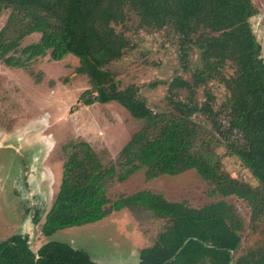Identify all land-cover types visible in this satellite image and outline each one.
Wrapping results in <instances>:
<instances>
[{
	"label": "trees",
	"instance_id": "trees-1",
	"mask_svg": "<svg viewBox=\"0 0 264 264\" xmlns=\"http://www.w3.org/2000/svg\"><path fill=\"white\" fill-rule=\"evenodd\" d=\"M8 9L0 32V59L8 66L26 68L38 57L62 61L72 55L79 59L77 73L90 85L79 105L117 102L143 122L118 157L120 181L140 169L147 180L195 169L214 191L248 201L253 225L260 224L264 236V58L252 24L258 16L252 0H0V14ZM132 23L138 30L169 31L178 42L183 71L191 74L190 80L177 76L169 82L164 110L154 111L136 85L121 87L111 70L134 47L128 34ZM36 33L39 41L21 50L24 60L10 54ZM213 81L225 88V124L208 88ZM201 88L203 102L196 100ZM196 116L205 117L212 128ZM220 148L258 185L225 171ZM64 150L69 154L60 189L42 225L46 237L142 207L167 225L154 244L140 250V264H264V244L235 258L243 229L235 206L220 201L190 208L145 190L112 202L106 182L115 166H104L86 141H71ZM0 264L98 263L59 241L35 253L28 237L17 234L0 243Z\"/></svg>",
	"mask_w": 264,
	"mask_h": 264
},
{
	"label": "rangeland",
	"instance_id": "rangeland-1",
	"mask_svg": "<svg viewBox=\"0 0 264 264\" xmlns=\"http://www.w3.org/2000/svg\"><path fill=\"white\" fill-rule=\"evenodd\" d=\"M252 1L258 10L252 24L262 42L264 58V0ZM10 14V9L0 14V32ZM135 25L132 23L128 32L133 49L114 62L111 70L121 87L136 85L149 106L161 111L168 106L169 82L177 76L190 80L191 74L183 71L178 42L169 31L138 30ZM39 39L38 33L25 37L10 54L24 60L21 50ZM195 52L192 58L196 64L199 51ZM27 64L26 68L8 66L0 59V243L22 234L29 237L35 253L48 240H56L85 250L98 264H139L140 250L154 244L167 225L165 219L142 207L124 208L103 221L60 230L49 239L42 234V225L60 189L69 154L64 146L71 141H86L104 166H115L113 177L106 182L112 202L144 190L196 209L225 201L235 206L243 223L235 258L264 244L262 227L253 225L257 222L252 221L250 203L214 191L195 169L153 180H147L146 170L140 169L120 181L123 169L118 165V157L143 122L135 120L117 102L79 105L80 95L90 85L86 76L77 73L78 58L70 55L62 61H53L47 55ZM208 88L215 94L214 107L225 124L226 111L222 106L225 88L216 81ZM205 99L201 88L196 100ZM195 118L212 128L205 117ZM218 151L223 156L225 171L252 186L258 185L252 173L235 157H227L224 148Z\"/></svg>",
	"mask_w": 264,
	"mask_h": 264
},
{
	"label": "flooded vegetation",
	"instance_id": "flooded-vegetation-1",
	"mask_svg": "<svg viewBox=\"0 0 264 264\" xmlns=\"http://www.w3.org/2000/svg\"><path fill=\"white\" fill-rule=\"evenodd\" d=\"M61 182H62V180H61ZM48 213H49V212H48ZM46 216H47V215H46ZM45 220H46V218H45ZM102 221H103V220H102ZM44 222H45V221H44ZM41 231H42V228H41ZM42 234H43V233H42ZM15 235H17V234H15ZM20 235H22V234H20ZM13 236H14V235H13ZM22 236H23V237H28V236H26V235H22ZM44 236H45V235H44ZM11 237H12V236H11ZM50 237H51V236H50ZM50 237H46V236H45V238H48V239H49ZM9 238H10V237H9ZM9 238H8V239H9ZM8 239H7V240H8ZM28 239H29V237H28ZM48 239H47V240H48ZM49 241H51V240H48L47 242H49ZM54 241H56V240H54ZM2 242H3V241H2ZM47 242H46V243H47ZM59 242H62V241H59ZM62 243H66V242H62ZM44 244H45V243H44ZM44 244H43V245H44ZM66 244H68V243H66ZM43 245H42V246H43ZM69 245H70V244H69ZM42 246H41V247H42ZM70 246H71V245H70ZM41 247H40V248H41ZM72 247H73V246H72ZM40 248H39V249H40ZM73 248H74V247H73ZM39 249H38V250H39ZM75 249L82 250V249H79V248H75ZM83 251H85V250H83ZM87 253H88V252H87ZM88 254H89V253H88ZM92 260H93V259H92ZM93 261H94V260H93ZM96 263H97V262H96ZM139 264H140V263H139Z\"/></svg>",
	"mask_w": 264,
	"mask_h": 264
},
{
	"label": "water",
	"instance_id": "water-1",
	"mask_svg": "<svg viewBox=\"0 0 264 264\" xmlns=\"http://www.w3.org/2000/svg\"><path fill=\"white\" fill-rule=\"evenodd\" d=\"M179 252H180V251H179ZM179 252H178V253H179ZM172 259H174V257H173Z\"/></svg>",
	"mask_w": 264,
	"mask_h": 264
}]
</instances>
